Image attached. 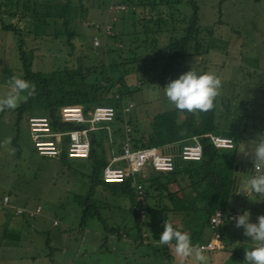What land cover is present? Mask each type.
Listing matches in <instances>:
<instances>
[{
  "label": "rangeland",
  "instance_id": "rangeland-1",
  "mask_svg": "<svg viewBox=\"0 0 264 264\" xmlns=\"http://www.w3.org/2000/svg\"><path fill=\"white\" fill-rule=\"evenodd\" d=\"M43 1L51 2L52 0ZM72 2L79 4V0H72ZM195 2L198 7V23L201 26L213 27L214 46L207 54L200 57H188L184 66L177 73L175 72L174 77L188 70L190 66L196 71L214 70L222 80L220 93L215 99L218 101L222 96L227 98L226 102H223L227 104L226 107L224 104H218L217 112L221 114L219 118L232 120L235 127L237 118L235 111L242 108L241 101L245 100V97L250 100L257 98L259 89H264L260 80L253 79L249 84L243 81L241 83L239 78L241 75H245L244 78L253 75L255 65L251 64L250 60L254 57L250 53V41L257 42L264 38V35H257L254 30L255 26L264 29V22H255L252 12L264 13V5L256 7L252 0H195ZM91 4L93 5L87 12L88 21L76 20L75 22L76 35L70 40L72 45L68 43L66 37L55 39L30 35V38L25 36L24 39L19 33L3 32L0 29V37L3 36L9 41V44H3L5 46L3 51L0 48V96L8 92L13 76L25 75L24 68H28L29 72L51 76L60 81V85L68 87V82L64 83L65 77L62 72L64 68L72 71L81 68L85 74L86 68L96 65L95 71L91 72L85 83H79V77H76V83H73L72 87L89 91V84H93L95 80L102 84L106 83L102 79L103 73L109 72L108 62L113 55L105 52L101 42L96 46L92 42L89 43L95 31L87 23L108 25L112 23L114 26L110 28V32H118L120 29H124L125 32L131 31L132 24L128 19L121 21L119 15L122 13L109 10L107 5L99 6L100 2L97 0H89V6ZM0 20L6 22L5 14L1 15ZM216 20L221 22L215 23ZM125 36L127 35H123ZM108 42H112V39ZM18 47L22 49L19 50ZM20 51L26 66H23L20 59ZM254 61L256 64L255 59ZM144 63L133 67L128 63L123 66L118 65L117 72H126L123 78L124 95L121 102L123 104L130 102L132 106L124 113L121 111L122 108L121 110L119 108V120L95 123L100 126L108 125L114 142L118 141L120 123L123 124L127 120L138 132L147 134L151 130L153 115L175 108L168 103L161 89L166 80L159 81L155 74L145 71ZM259 63H264V60L261 59ZM258 68L261 67L258 66ZM237 79L239 81H236ZM241 86L243 89L246 88V91L241 90ZM261 101L264 103V96L261 97ZM92 106L90 105L89 114L85 116L90 115ZM0 109L2 113L0 118V192L11 191L10 197L17 203L39 202L42 206L40 214L35 218H27L25 214L14 215L13 211L0 206V264H178L177 258L175 259L173 255L166 257L164 248L167 246H159V243H155L153 239L140 243L136 241L134 233L133 241L129 235L127 239L120 238L116 243L105 233V226L119 224L114 220L116 216L112 215V213L116 214L112 212V208L118 201L117 198L107 190L105 195H100L98 192L106 185L98 186L93 194L98 203L100 216L104 220L101 221L93 216L87 219L85 225L81 224L82 205L77 200V196H81L87 190L88 165L80 157H68L61 160L58 156H41L34 150L28 134L27 117L29 114L38 115L44 112H26L25 116L18 121L15 119L17 116L14 109ZM9 119H13L12 124L6 121ZM73 124L76 127L88 125L87 123ZM221 125L225 124L220 123ZM253 126L256 125L253 123ZM101 130L105 129L101 127L91 133L99 139L103 137ZM104 146L107 156L110 144L106 141ZM136 175L138 179L143 177L141 171ZM106 187L110 189L109 186ZM103 196L106 197L103 199ZM150 219L151 217L147 220L150 221ZM132 220L133 218L129 215V223L132 224ZM180 225L182 226V222ZM157 227L163 229V225L159 226L158 223ZM155 228L151 226L148 233ZM183 230L187 232L186 229ZM210 263L207 260V264Z\"/></svg>",
  "mask_w": 264,
  "mask_h": 264
},
{
  "label": "trees",
  "instance_id": "trees-1",
  "mask_svg": "<svg viewBox=\"0 0 264 264\" xmlns=\"http://www.w3.org/2000/svg\"><path fill=\"white\" fill-rule=\"evenodd\" d=\"M97 1L100 2L99 6H108L111 2L126 5L127 9L120 12L122 14L119 17L121 21L130 20L132 24L131 31L125 32L124 29H120L102 39L101 29H94L93 24L87 23L99 34L105 52L113 55H109V72L103 73L102 79L106 83L102 84L95 80L93 84H89L91 92L72 87V84L76 83V77H79V83H85L91 72L95 71L96 65L86 68L85 74L81 68L75 71L64 68L62 72L65 82H63L67 81L68 87L60 85V81L51 76L29 72L28 68H24L26 73L22 78L28 80L35 87L33 94L26 96L14 108L17 116L15 119L20 121L26 112L41 111L44 112L41 113L42 115H46L50 119V124L54 129L67 131L76 128V126L72 122L60 120L58 110L61 107L79 105L84 114L88 115L90 105H93L92 109L96 105H111L114 108L113 120H119V108L121 110L122 106L130 102L127 104L121 102L124 95L122 91L123 78L126 72H117L118 65L123 66L128 63L133 67L145 62V71L151 72L152 75L155 74L154 76L159 81L166 80L167 82L175 78V72L177 73L184 66L188 57H200L207 54L214 46L212 42L213 27L201 26L198 23V7L195 0ZM85 2L79 0V4H73L72 0H52L51 2L0 0V17L5 14L10 20L12 19V21L7 19V22L0 20V24L5 30L23 35L24 39L25 36L30 38V35L48 36L55 39L66 37L68 43L71 44L70 40L76 35L74 32L76 20L88 21L87 12L93 4L89 6V0H85ZM220 22V20L215 21V23ZM110 25H112V29L114 24L110 23ZM123 35L127 36L123 37ZM90 39L89 43L91 44ZM109 39H112V42H108ZM116 42L118 44L115 45ZM22 43L21 39V47ZM21 47L18 49L21 50ZM21 52H19L20 59L23 66H26ZM226 100L225 96L220 97L218 101L215 99L213 107L204 112H189L176 108L159 112L152 116L151 130L147 134L138 132L127 120L123 124L120 123L118 141L114 142L112 137L111 143H109L115 151L120 150L119 147L124 138L123 126L125 123L130 128L128 135L133 149L156 146L159 150H165L176 143L190 142L193 135L205 133L227 136L233 141L232 148L222 149L213 146L207 137H202L200 139L202 147L200 159L177 161L171 171H145L143 177L139 178L143 190L141 202L136 200L134 186L131 183L132 178H125L121 182L103 181L102 168L107 162L104 146V143L108 142L106 130H101L103 137L99 139L90 133L89 154L82 158L88 165L86 172L88 187L81 196H77V200L82 205L80 223L85 225L87 219L93 216L101 221L104 220L100 216L98 203L93 195L100 185L110 187L109 190L106 186L100 189L98 191L100 195H105V190H107L118 200L112 208V212L116 214L111 213L116 216L114 220L119 224L104 227L105 233L115 234L118 238L128 237L135 233L136 241L140 243L149 239L157 240L162 231L157 227V223L163 221L159 218V213L163 212L172 217L171 220L179 218L180 223L182 222L181 227L187 232H191L188 233L192 243L199 245L200 243L197 242L200 229L210 227L209 218L215 211H220L223 214V220L216 226L217 228L212 229L213 232H219L224 221L234 220L233 211L228 210V201L234 191L232 188L234 165L237 164L234 151L235 142L246 130L241 128L242 116L238 111H235L237 115L235 127L232 120L227 121L228 118H219L221 114L217 112L218 104H224L226 107L227 104L223 103ZM225 110L228 111V109ZM225 114L228 115L227 112ZM220 123L225 125L220 126ZM15 124L18 125L16 122ZM58 157L61 160L68 158L64 150ZM3 194L10 196L12 192L1 191L0 196ZM105 197L103 196V199ZM12 203L16 204L17 202L12 200ZM19 204L27 205L26 203ZM136 205L144 209L145 216L143 218L136 210ZM0 206L4 207L1 204ZM129 215L133 218L132 224L128 221ZM150 217L151 219L148 221L147 219ZM151 226L156 228L148 233Z\"/></svg>",
  "mask_w": 264,
  "mask_h": 264
},
{
  "label": "built area",
  "instance_id": "built-area-1",
  "mask_svg": "<svg viewBox=\"0 0 264 264\" xmlns=\"http://www.w3.org/2000/svg\"><path fill=\"white\" fill-rule=\"evenodd\" d=\"M108 9L115 12H122L127 9L126 5L118 3H109ZM94 29H101V37L106 38L110 35L111 25L92 23ZM95 31V30H94ZM93 45H98L102 40L98 33L91 36ZM118 97V96H116ZM132 106L131 103L122 106V112H127ZM59 117L62 122H73L76 124L87 123L86 127H76L67 131L54 129L51 126L50 119L46 115H31L27 117V129L29 138L34 150L41 156L55 157L63 150L68 157L85 158L90 150V133L103 127L106 130L108 143H111V132L108 125H96V122H110L114 117V108L111 105H96L90 111L89 116H85L83 109L79 105H66L60 108ZM124 138L120 144V150L115 151L112 147L106 156V164L102 168V179L104 182H121L125 178H132V185L136 193L137 202L143 198L142 184L136 177L138 172L145 171H171L174 169L177 161L198 160L201 158L202 137H207L211 144L216 148L229 149L233 147V141L230 137L220 136L213 133L193 135L190 142L176 143L169 146V149L159 150L156 146L143 148H132L128 132L129 126L125 123ZM0 204L13 210L15 215L25 214L27 218H33L40 214L42 206L36 204L33 206L18 205L12 203L8 194L0 196ZM140 216H145V211L139 205L135 206ZM235 216V215H233ZM232 217V216H231ZM210 227L217 228L223 220V214L215 211L209 218ZM56 222V221H54ZM220 233L213 232L211 239L198 246H203L206 251L213 250L219 246Z\"/></svg>",
  "mask_w": 264,
  "mask_h": 264
},
{
  "label": "clouds",
  "instance_id": "clouds-1",
  "mask_svg": "<svg viewBox=\"0 0 264 264\" xmlns=\"http://www.w3.org/2000/svg\"><path fill=\"white\" fill-rule=\"evenodd\" d=\"M221 86L222 80L214 70L196 71L190 66L188 70L168 80L161 89L168 103L176 109L204 112L213 107ZM34 87L21 76H13L8 92L0 96V108L14 109L26 96L33 94ZM249 141L252 143H245L237 152L245 156L251 154L252 174L239 176V181L243 177L242 193L250 199L252 195L264 196V133L257 134L255 139ZM234 220L235 226L242 227L243 234L250 241L244 250L245 264H264V214L257 215L255 222H252L249 219V211L245 209L236 215ZM162 225L163 229L157 239L159 246L166 245L177 258L178 264H184L189 259L192 264H207L206 249L193 244L188 232L174 226L168 216L162 221Z\"/></svg>",
  "mask_w": 264,
  "mask_h": 264
},
{
  "label": "crops",
  "instance_id": "crops-1",
  "mask_svg": "<svg viewBox=\"0 0 264 264\" xmlns=\"http://www.w3.org/2000/svg\"><path fill=\"white\" fill-rule=\"evenodd\" d=\"M259 1L261 0H252L254 2V5H257L256 7H261L264 5L263 3H260ZM264 1V0H263ZM264 8V7H263ZM6 16V15H5ZM252 18L255 22H264V13H259V12H252ZM9 19L8 16H6V20ZM9 21H12V19ZM8 21V22H9ZM7 22V21H6ZM0 29L3 32H7L9 30H5L1 27L0 24ZM254 30L256 31L257 35H264V29L258 26H255ZM3 35V34H2ZM6 41V42H5ZM253 40L250 41V53L254 56L252 57L251 64L255 65V68L253 69L252 76H248V78H244L245 75L239 76L241 78V83L242 81L245 83H252L253 79L255 80H260L261 83L264 85V63H259L261 59L264 60V38L257 41L253 42ZM7 43L9 44V41L7 38H4L3 36L0 37V48L3 51L5 46L3 44ZM258 46H256V45ZM252 51V52H251ZM256 60V64L255 61ZM260 66L261 68H258ZM242 73V72H241ZM236 81H239L238 79ZM242 87V86H241ZM243 91H246V88L242 89ZM240 90V92H242ZM259 93H257V98L250 100L245 97V100L243 99L241 101V106L242 108L238 111L241 116V128H245L246 131H243V133L240 134V138L235 142V154H236V159L237 163H243V164H252V161L250 159V155L245 156L243 153L237 152L239 151L245 143L251 144L252 139H255L257 137V134L259 133H264V103L261 101V97L264 96V89H259ZM257 92V91H256ZM247 96V95H245ZM259 99V100H258ZM243 102V103H242ZM2 116L1 109H0V118ZM245 118V119H244ZM13 119H9L6 121H9L12 123ZM253 123L256 126H253ZM253 172V170H252ZM250 174V173H249ZM252 174V173H251ZM245 175V174H242ZM240 187L236 190L233 191V194L231 195L229 201H228V210L233 211L234 215H238L242 213L245 209L249 211V219L252 222H255L257 215L259 214H264V196H255L252 195L250 196V199L254 200H261V201H253L250 200L242 191L244 190V185H243V177H241L240 181ZM18 204V203H16ZM34 204H40L39 202L36 203H27L28 206H32ZM22 205V204H19ZM9 209V208H7ZM9 211H13L12 209H9ZM14 214V212H13ZM15 215V214H14ZM37 217V216H36ZM176 217V216H175ZM35 218V217H33ZM160 218V217H159ZM167 218V216H166ZM168 216V219L174 224V226L180 228L183 230L184 228L180 227V221L179 218L177 220L173 219L171 220ZM163 220L162 218H160ZM164 221V220H163ZM159 226H162V223L158 224ZM160 228V227H159ZM162 229V228H161ZM204 232L200 233V236L198 235V242L197 243H204L205 241H208L211 239L213 235V230L211 227H205L203 229H200ZM220 242L219 246L216 247L213 250L206 251L207 256L209 257V262L212 264H245L243 261L244 259V250L245 247L249 246L250 241L247 240L248 237H246L243 234V228L242 227H236L235 226V220H229V221H224V223L221 225L220 229ZM113 241L119 242V239L115 234L112 233H107ZM131 240L133 241L135 238L133 237V234L130 235ZM107 238V237H106ZM124 239H127V237H124ZM155 243H159L158 240H154ZM115 244V243H114ZM160 248V247H159ZM164 248V247H163ZM166 250V257H169L170 255H173L172 252L170 251L169 248H164ZM216 251V252H214ZM215 254H213V253ZM212 253V254H210ZM215 255V256H214ZM145 256V255H144ZM175 258V256L173 255ZM176 259V258H175ZM164 260V259H163ZM177 260V259H176ZM211 260V261H210ZM226 262V263H224ZM184 264H192V262L189 260H186Z\"/></svg>",
  "mask_w": 264,
  "mask_h": 264
},
{
  "label": "water",
  "instance_id": "water-1",
  "mask_svg": "<svg viewBox=\"0 0 264 264\" xmlns=\"http://www.w3.org/2000/svg\"><path fill=\"white\" fill-rule=\"evenodd\" d=\"M253 170V166L251 164H243V163H237L234 165V176H233V190H236L239 184V176L242 174H251ZM166 213L160 212L159 217L166 219Z\"/></svg>",
  "mask_w": 264,
  "mask_h": 264
}]
</instances>
